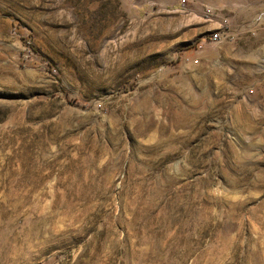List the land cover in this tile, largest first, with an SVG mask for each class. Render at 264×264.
Masks as SVG:
<instances>
[{"label": "rangeland", "instance_id": "1", "mask_svg": "<svg viewBox=\"0 0 264 264\" xmlns=\"http://www.w3.org/2000/svg\"><path fill=\"white\" fill-rule=\"evenodd\" d=\"M0 264H264V0H0Z\"/></svg>", "mask_w": 264, "mask_h": 264}, {"label": "built area", "instance_id": "2", "mask_svg": "<svg viewBox=\"0 0 264 264\" xmlns=\"http://www.w3.org/2000/svg\"><path fill=\"white\" fill-rule=\"evenodd\" d=\"M221 39V36L218 33H212L210 34V40L213 42H217L218 40Z\"/></svg>", "mask_w": 264, "mask_h": 264}]
</instances>
